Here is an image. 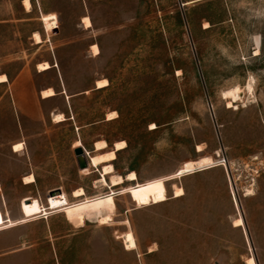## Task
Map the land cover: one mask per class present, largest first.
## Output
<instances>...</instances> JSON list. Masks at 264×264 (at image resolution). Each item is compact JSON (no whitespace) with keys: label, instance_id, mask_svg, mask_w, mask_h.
Segmentation results:
<instances>
[{"label":"rangeland","instance_id":"1","mask_svg":"<svg viewBox=\"0 0 264 264\" xmlns=\"http://www.w3.org/2000/svg\"><path fill=\"white\" fill-rule=\"evenodd\" d=\"M25 1L0 0V264H264V0Z\"/></svg>","mask_w":264,"mask_h":264},{"label":"bare ground","instance_id":"2","mask_svg":"<svg viewBox=\"0 0 264 264\" xmlns=\"http://www.w3.org/2000/svg\"><path fill=\"white\" fill-rule=\"evenodd\" d=\"M25 6H26V8L28 10L31 7V3L28 0H26L25 1ZM84 23H85V26H86L87 29L91 27V22H90L89 18H85L84 19ZM34 38H35V41H36L35 43L39 44V43L42 42V38H41L40 33L39 34L35 33L34 34ZM95 50H96V53L98 54L99 53V49L96 48ZM49 69H51V66H49V64L47 62L39 64V72L40 71H47ZM0 79H2L3 80L2 83H4L6 81V76L4 75L3 77H0ZM97 83H98V87L99 88H103V87L107 86V82L106 81H98ZM55 95L56 94H55L53 89H47V90H44L42 92V97H44V98L53 97ZM123 145H124V143H116L115 144V149L116 150H120V149L123 148ZM80 146L77 143L75 148L80 147ZM97 146H98L99 149H102V148L106 147L105 143L104 144H98ZM22 147H23L22 143L16 144L14 146V151L16 152V151L22 149ZM113 157H114V152L113 153H108L106 155H96L95 157H92L90 159L89 167L96 168L99 165H102V164H105V163L109 162L110 160H112ZM209 163H210V159L209 158H203L202 160H199L198 162H187L185 164V166H184V168L186 170L185 172L202 169L205 165H207ZM209 169H210V167H209ZM102 172H103L104 175L113 174L112 167L110 165H104L103 169H102ZM198 172H200V171H198ZM180 174L182 175V174H185V173L181 172ZM175 176L176 175L168 176V178H172V177H175ZM168 178H166V179H168ZM136 179H137V175L134 172H132V174L126 176L125 178H123L121 176H115L114 179H113V182H112V186L121 185V184H123L125 182H132V181H135ZM33 181H34V177L33 176H29V177L25 178V182L26 183H32ZM101 182L105 183L104 178L101 179ZM139 186L140 185L138 184L137 187H139ZM183 192L184 191H183L182 188H177L176 191H175L176 197L183 196V194H184ZM84 195H85V191H83L82 188H78V190H76V192L74 194V197L79 198V197H82ZM35 209H36V206L33 203H25L23 205V207H22V210H24V213L25 212L26 213L33 212V211H35ZM101 221L103 223H106V218H101ZM236 223H238L240 225L241 224V220L236 221Z\"/></svg>","mask_w":264,"mask_h":264},{"label":"water","instance_id":"3","mask_svg":"<svg viewBox=\"0 0 264 264\" xmlns=\"http://www.w3.org/2000/svg\"><path fill=\"white\" fill-rule=\"evenodd\" d=\"M74 155H76V157H77V163H78V167L80 170H84V169L88 168L89 163H88L87 156L85 155V150L83 147H78L74 151ZM225 168L227 169V172L229 174L230 172H229L228 167L226 166ZM208 169L209 168H207V167H203V169H201L200 172H203V170H208Z\"/></svg>","mask_w":264,"mask_h":264},{"label":"crops","instance_id":"4","mask_svg":"<svg viewBox=\"0 0 264 264\" xmlns=\"http://www.w3.org/2000/svg\"><path fill=\"white\" fill-rule=\"evenodd\" d=\"M50 70H52V69H50ZM50 70H48V71H50ZM44 72H47V71H44ZM18 78H19V77H18ZM6 84H9V80L6 81V82H4V83H0V86H3V87H4ZM9 85H10V84H9ZM47 89H53V88H52V87H48V88H46L45 90H47ZM53 90H54L55 93L57 94L56 96H54V97H49V98H44V97H42V92H43L44 90H42V91L40 92V96H39V97L41 98L42 101L51 100V99L57 97L59 93H57L55 89H53ZM61 94H63V93H61ZM66 98H68V97H66ZM68 99H69V98H68ZM59 114L64 115V117L67 119L65 122L71 120V118H70V116H69V113H68L67 111H64V112H63V111H60ZM59 114H57V112H56V113H53L52 116H51V120H52L53 122H55V121L53 120V117H54L55 115H59ZM68 116H69V117H68ZM59 123H64V122H59ZM56 124H58V123H56ZM12 150H13V149H12ZM13 152H14V151H13ZM3 212H4V210H3ZM4 214L6 215L5 212H4Z\"/></svg>","mask_w":264,"mask_h":264}]
</instances>
